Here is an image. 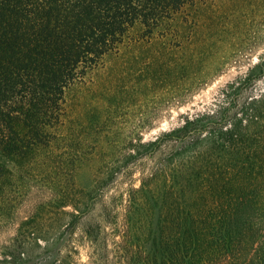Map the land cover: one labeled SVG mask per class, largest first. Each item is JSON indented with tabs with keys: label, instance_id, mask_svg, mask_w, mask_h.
Here are the masks:
<instances>
[{
	"label": "trees",
	"instance_id": "1",
	"mask_svg": "<svg viewBox=\"0 0 264 264\" xmlns=\"http://www.w3.org/2000/svg\"><path fill=\"white\" fill-rule=\"evenodd\" d=\"M210 2L0 0V264H264V54L155 139L118 130L122 93L197 83Z\"/></svg>",
	"mask_w": 264,
	"mask_h": 264
},
{
	"label": "rangeland",
	"instance_id": "2",
	"mask_svg": "<svg viewBox=\"0 0 264 264\" xmlns=\"http://www.w3.org/2000/svg\"><path fill=\"white\" fill-rule=\"evenodd\" d=\"M252 22L257 24L253 33L255 31L258 38L256 43L247 45L246 28ZM199 45L198 71L192 76L198 81L195 83L190 80L187 83L188 87H192L184 96L174 100L171 99L173 93L161 89L156 93L147 92L149 94L142 93V90L133 94L131 90L130 95L122 93L119 96L118 102L124 100L117 118L118 130L121 132L122 129L123 132L121 134L132 130L134 134H140L144 141H150L178 127L183 116L211 108L220 90L236 77L245 74L248 67L256 62L257 56L264 54V0H211L202 18ZM89 113L85 116L88 124L94 119ZM139 119L145 121L141 126H138ZM123 136L117 139L118 144L123 142ZM99 162L100 159L95 160L79 170L76 174L78 187L89 189L94 185V168ZM37 198L36 194L30 197ZM24 211L22 207L20 214L24 215ZM15 232L16 224L1 225L0 246L8 242ZM87 251V248H80L81 262L87 261Z\"/></svg>",
	"mask_w": 264,
	"mask_h": 264
}]
</instances>
